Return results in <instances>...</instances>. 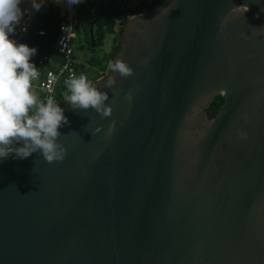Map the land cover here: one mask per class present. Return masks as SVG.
Here are the masks:
<instances>
[{"label": "water", "instance_id": "water-1", "mask_svg": "<svg viewBox=\"0 0 264 264\" xmlns=\"http://www.w3.org/2000/svg\"><path fill=\"white\" fill-rule=\"evenodd\" d=\"M120 39L112 115L62 98V162L0 159V264H264V0H168Z\"/></svg>", "mask_w": 264, "mask_h": 264}, {"label": "clouds", "instance_id": "clouds-1", "mask_svg": "<svg viewBox=\"0 0 264 264\" xmlns=\"http://www.w3.org/2000/svg\"><path fill=\"white\" fill-rule=\"evenodd\" d=\"M22 2L0 0V159L11 153L23 159L40 152L48 163L62 162L67 149L58 142L61 135L58 129L70 125V121L52 96L41 99L32 91L33 81L40 75L30 62L37 50L26 44L17 45L9 38L24 15ZM66 3L71 7L79 5L81 0H66ZM31 4L37 11L43 6L42 0H31ZM108 68L121 78L133 75V69L122 59L109 62ZM64 83L67 89L64 100L74 110L91 108L102 118L112 115V106L105 103L109 100L107 92L96 88L86 75L70 76ZM112 84L110 78L104 87L111 88ZM125 99L130 100L131 94H126ZM113 130L114 122L109 134ZM14 142H23V146L13 149L10 146Z\"/></svg>", "mask_w": 264, "mask_h": 264}, {"label": "trees", "instance_id": "trees-1", "mask_svg": "<svg viewBox=\"0 0 264 264\" xmlns=\"http://www.w3.org/2000/svg\"><path fill=\"white\" fill-rule=\"evenodd\" d=\"M131 0H126L124 4H117L115 0H109L107 4L101 5L103 7L101 15L95 12V0H81L77 7L79 19L84 29L83 40L78 41V50H85L87 47L95 50L105 44L107 36L116 32V27L129 18L130 16L138 13V5L127 7ZM147 1V0H143ZM142 1V2H143ZM150 1V0H148ZM168 0H158L159 4H164ZM43 6L39 11L36 10L33 20L30 23L29 31L20 38L16 43L26 44L30 48H35L36 54L31 58L30 62L36 65L41 55L50 51L56 37L58 35L59 24L61 20V7L57 0H45L42 2ZM140 6V5H139ZM95 21V40L96 46L93 47L90 38V24ZM46 30L43 35L39 34L40 30ZM78 29V28H77ZM76 29V30H77ZM121 31L119 35L115 33L113 45L109 52L103 54L102 57H90L88 60L89 65H83L76 73V76L81 74L86 75L92 83L102 77L108 71V64L113 57H115L120 49ZM76 57V50L75 55ZM65 82V81H64ZM62 83L56 94V102L64 98V93L67 91L65 83ZM223 97L217 96L207 109L209 116L212 117L217 114L223 103Z\"/></svg>", "mask_w": 264, "mask_h": 264}, {"label": "built area", "instance_id": "built-area-1", "mask_svg": "<svg viewBox=\"0 0 264 264\" xmlns=\"http://www.w3.org/2000/svg\"><path fill=\"white\" fill-rule=\"evenodd\" d=\"M61 7V22L59 26V33L57 39L53 44V49L56 53L64 58V61L59 65L58 69L47 68L46 64L50 61L51 57L49 53H44L36 68L40 75L39 78L33 81L32 91L41 99H46L48 96H52L56 101V94L58 88L63 80L68 79L70 76H76L78 71V59L75 55L74 45V31L81 25V21L78 16V5H72L71 7L66 3V0H57ZM31 18L26 17L25 20L19 22L15 27L14 34L10 35V39L17 42L20 38L30 29ZM27 30L24 31L23 29ZM45 30H40L39 34H45ZM15 36L16 39L12 37ZM42 71H45L41 76ZM23 142H14L10 147L13 149L21 147Z\"/></svg>", "mask_w": 264, "mask_h": 264}, {"label": "rangeland", "instance_id": "rangeland-1", "mask_svg": "<svg viewBox=\"0 0 264 264\" xmlns=\"http://www.w3.org/2000/svg\"><path fill=\"white\" fill-rule=\"evenodd\" d=\"M102 3L105 5L108 3L109 0H101ZM125 1L126 0H115V2L117 4H124L125 5ZM143 0H131L128 3L127 7H133L135 5H138L140 2H142ZM36 10H34L35 13ZM120 28L119 25L116 27V35H119L120 32ZM115 33L114 34H110L107 36V39L105 41V44L102 45L101 47H98L97 49L93 50L89 47H87L85 50H78L77 46H78V41L83 40V35H84V30L83 27L81 26L80 28H78L77 30H75V43L74 45H76V55L77 58L79 59V62L81 61L82 66L83 65H89L88 60L90 57H102L104 53L109 52L111 50V47L113 45V41H114V37H115ZM121 36V35H120ZM96 46V45H95Z\"/></svg>", "mask_w": 264, "mask_h": 264}, {"label": "crops", "instance_id": "crops-1", "mask_svg": "<svg viewBox=\"0 0 264 264\" xmlns=\"http://www.w3.org/2000/svg\"><path fill=\"white\" fill-rule=\"evenodd\" d=\"M102 6V5H101ZM36 12V11H35ZM139 13V12H138ZM34 12L33 13H31V12H26V14H25V16H24V18H23V20H25L26 19V17L27 16H29L30 18H31V21L33 20V17H34ZM60 22H61V20H60ZM122 23L123 22H121L120 24H119V28L121 29V25H122ZM91 25V24H90ZM59 26H60V24H59ZM82 26V23H81V25L78 27V28H80ZM84 30V29H83ZM46 31V30H45ZM121 31V30H120ZM58 33H59V30H58ZM74 33H75V31H74ZM58 36V35H57ZM84 38V37H83ZM90 38H91V35H90ZM56 39H57V37H56ZM76 41H75V34H74V43H75ZM78 44H79V42H78ZM76 46V45H75ZM78 47V46H77ZM75 50H76V47H75ZM44 53H49L50 54V57H51V59H50V61L46 64V67L47 68H51V69H58V67H59V65L64 61V58L61 56V55H59L58 53H56L55 51H54V49H53V47L51 48V50L50 51H46V52H44ZM43 53V54H44ZM42 54V55H43ZM41 55V56H42ZM41 58V57H40ZM40 58H39V60H40ZM76 58H77V55H76ZM78 59V58H77ZM38 60V61H39ZM37 64H38V62L36 63V65L35 66H37ZM77 67H78V70L82 67V63H81V61L79 62V59H78V65H77ZM44 73H45V71H42V73H41V76H43L44 75ZM65 80H67V79H65ZM65 80H63L62 81V83L65 81ZM61 83V84H62ZM61 84H60V86H61ZM59 86V87H60ZM59 89V88H58Z\"/></svg>", "mask_w": 264, "mask_h": 264}, {"label": "flooded vegetation", "instance_id": "flooded-vegetation-1", "mask_svg": "<svg viewBox=\"0 0 264 264\" xmlns=\"http://www.w3.org/2000/svg\"><path fill=\"white\" fill-rule=\"evenodd\" d=\"M158 0H150V1H143V2H140L139 5L142 6L143 4H149V3H152L151 5H147L146 7H142L141 9H139L138 11L141 12V13H151V12H154L155 10H157L161 4H159L157 2ZM138 5V7H139Z\"/></svg>", "mask_w": 264, "mask_h": 264}]
</instances>
